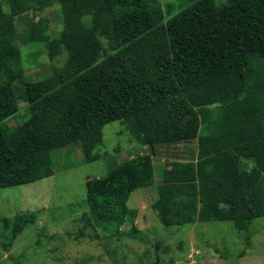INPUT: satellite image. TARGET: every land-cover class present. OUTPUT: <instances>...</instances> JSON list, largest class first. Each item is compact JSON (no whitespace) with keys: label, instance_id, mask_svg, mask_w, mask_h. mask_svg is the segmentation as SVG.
<instances>
[{"label":"trees","instance_id":"1","mask_svg":"<svg viewBox=\"0 0 264 264\" xmlns=\"http://www.w3.org/2000/svg\"><path fill=\"white\" fill-rule=\"evenodd\" d=\"M55 3L62 30L53 36L36 15ZM171 6L0 2V188L52 176L56 149L100 159L105 125L121 121L148 153L111 160L106 176L87 180L78 237L89 227L136 231L139 210L128 202L154 185L157 147L197 140L196 158L167 163L153 209L167 227L231 222L249 247L253 220L264 218V0H195L175 14ZM17 41L35 47L26 54L37 65L47 49L53 64L41 79L27 76ZM16 114L25 120L11 124ZM37 218L2 222L16 239Z\"/></svg>","mask_w":264,"mask_h":264},{"label":"rangeland","instance_id":"2","mask_svg":"<svg viewBox=\"0 0 264 264\" xmlns=\"http://www.w3.org/2000/svg\"><path fill=\"white\" fill-rule=\"evenodd\" d=\"M160 1L164 7L172 4L171 9L166 10L175 14L195 0ZM226 1L215 0L217 4ZM59 8L55 3L36 15L48 18L53 36L62 30ZM17 21L22 32L26 23L22 19ZM18 45L23 51L22 64L29 79L45 76L53 64L47 49L43 48L42 64L37 65L26 54L35 47L22 41ZM9 119H12L11 124L17 119L18 124L25 117L16 114ZM103 133V142L95 149L103 155L100 159L86 162L81 149L80 153L75 152V146L56 149L52 153V176L0 188V264H264V218L253 220L249 247L245 232L238 231L231 222L170 227L160 222L153 203L158 199L163 170L171 160L196 158L197 140L157 147L153 158L154 185L135 190L128 202L131 208L139 210L136 231L131 224L123 225L121 234L102 228L96 232L94 227H89L86 236L78 237L80 227L86 223L80 218L87 208V180L106 176L111 160L122 162L148 153V148L140 144L121 121L108 123ZM28 212H37V221L13 239L11 229L5 227L2 218ZM243 251L244 256L240 257Z\"/></svg>","mask_w":264,"mask_h":264}]
</instances>
